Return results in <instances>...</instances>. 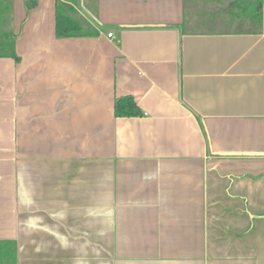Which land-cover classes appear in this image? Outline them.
<instances>
[{
	"label": "crops",
	"instance_id": "obj_1",
	"mask_svg": "<svg viewBox=\"0 0 264 264\" xmlns=\"http://www.w3.org/2000/svg\"><path fill=\"white\" fill-rule=\"evenodd\" d=\"M212 1L0 0L17 264H264V1L257 35ZM62 2L96 35L57 38ZM121 96L142 115L116 118Z\"/></svg>",
	"mask_w": 264,
	"mask_h": 264
},
{
	"label": "trees",
	"instance_id": "obj_2",
	"mask_svg": "<svg viewBox=\"0 0 264 264\" xmlns=\"http://www.w3.org/2000/svg\"><path fill=\"white\" fill-rule=\"evenodd\" d=\"M24 1L26 9H31L36 4V0ZM213 2L220 4V10L215 12L214 17H225L228 28L233 19L237 20L236 27L231 33L253 35L261 33L262 0H213ZM211 17L213 18V15ZM204 24L203 21L200 23L195 20L190 24L189 33H195L192 30L197 31L200 25ZM55 35L57 38L91 37L95 36L96 32L72 5L62 2L55 11ZM2 54L8 53L2 52ZM140 115L142 113L131 96L115 99L114 116L116 118H132ZM0 264H17L14 242L0 241Z\"/></svg>",
	"mask_w": 264,
	"mask_h": 264
},
{
	"label": "rangeland",
	"instance_id": "obj_3",
	"mask_svg": "<svg viewBox=\"0 0 264 264\" xmlns=\"http://www.w3.org/2000/svg\"><path fill=\"white\" fill-rule=\"evenodd\" d=\"M199 6H196V8H198ZM210 10H217V9H219V6L215 3V2H213L212 3V6H210V8H209ZM191 15L193 16L194 15V12L193 13H190L189 12V20H190V18H191ZM198 15L199 14H197V12L195 13V16H193V17H196L195 18V20L198 22V19H197V17H198ZM206 28H209V27H206ZM223 27H220V26H218L217 27V29H222ZM224 28H226V29H228V26H226V27H224ZM216 29V28H215Z\"/></svg>",
	"mask_w": 264,
	"mask_h": 264
},
{
	"label": "built area",
	"instance_id": "obj_4",
	"mask_svg": "<svg viewBox=\"0 0 264 264\" xmlns=\"http://www.w3.org/2000/svg\"><path fill=\"white\" fill-rule=\"evenodd\" d=\"M263 1H264V0H263ZM108 37H109V38H111V37H112V34H111V33H110V34H108Z\"/></svg>",
	"mask_w": 264,
	"mask_h": 264
}]
</instances>
